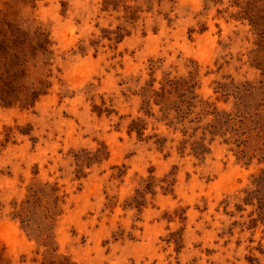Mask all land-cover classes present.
I'll list each match as a JSON object with an SVG mask.
<instances>
[{
  "label": "rangeland",
  "instance_id": "rangeland-1",
  "mask_svg": "<svg viewBox=\"0 0 264 264\" xmlns=\"http://www.w3.org/2000/svg\"><path fill=\"white\" fill-rule=\"evenodd\" d=\"M5 22L52 54L34 108L0 104V264H264V0H0Z\"/></svg>",
  "mask_w": 264,
  "mask_h": 264
},
{
  "label": "trees",
  "instance_id": "trees-1",
  "mask_svg": "<svg viewBox=\"0 0 264 264\" xmlns=\"http://www.w3.org/2000/svg\"><path fill=\"white\" fill-rule=\"evenodd\" d=\"M50 44L48 36L39 29L30 32L14 23H0L1 106L18 105L28 110L48 94L51 81L34 77L33 71L38 63L51 66ZM131 130H139L137 123L132 124ZM133 202L139 205L136 199Z\"/></svg>",
  "mask_w": 264,
  "mask_h": 264
}]
</instances>
